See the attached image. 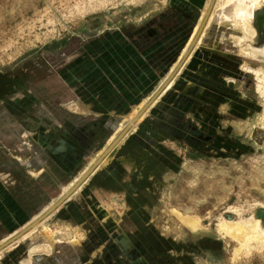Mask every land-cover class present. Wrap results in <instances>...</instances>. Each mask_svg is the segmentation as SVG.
<instances>
[{
    "label": "rangeland",
    "instance_id": "1",
    "mask_svg": "<svg viewBox=\"0 0 264 264\" xmlns=\"http://www.w3.org/2000/svg\"><path fill=\"white\" fill-rule=\"evenodd\" d=\"M17 1L0 0V133L3 136H15L17 144L21 147L22 141L26 139L25 135L29 136L27 127L30 124L37 125L43 122L55 126L59 123L63 125L83 124L86 121L85 118L78 117V114L73 113L75 110L78 112L74 104L78 101L74 91L80 86L76 72L79 73L81 70L83 75L88 72L91 53L95 51V41L97 39L114 32L125 33V30L134 32L133 35L136 36L135 27L138 26L143 29L149 25L156 28L157 16L162 12L174 11L172 7L180 4V0H19L18 3ZM236 1L238 5V0ZM244 1V4L249 3V0ZM204 2L206 3V0H194V6H196V9L199 8L197 19H199L204 8ZM69 4L73 6L71 10L80 9L81 12L71 21L68 20L60 24L59 28L51 30L55 32L52 35L53 37L47 38L45 35H41L38 37L39 39L35 37L31 41L29 38L27 40L26 38H20L15 42V46L10 44V41L5 40V36L8 37L13 27L19 25L25 16L27 19L33 20L32 15L35 14L33 10L38 14L40 13V15H46L47 12L49 14L45 18L47 21L50 18L60 17L56 13L62 10L61 7L65 8ZM236 4L234 0H220L216 13L220 12L222 15L221 12H224V15L228 14V16H222L228 18L230 13L236 12L233 7L238 10L239 6ZM75 5L77 6L74 7ZM226 11L227 13H225ZM259 13L264 16V8ZM53 14L55 15L53 16ZM220 14L219 16H221ZM233 14L231 15L233 16ZM254 15L255 13L252 19H256ZM221 17H218V20L213 19V23H210L208 31L202 38L201 45L217 50L216 53L209 51L208 53L213 54L210 55L211 57L219 58L220 63L223 64L221 74L224 75L225 79H221L224 86H221V89L218 87L220 91L212 88L215 87L213 85L215 83H212L211 87L208 88L214 91H208V95L211 94L210 96H214L216 99L220 98L222 107L215 109L213 105H209L208 108H204L203 118L208 114V119L201 126L198 124L200 120L197 118L201 110L199 111L195 107L192 108L190 111L193 118L192 122H189V133L186 137H182L180 131H177L176 136H173L174 139L168 143L164 142V144H167L166 146L156 144V208L153 214L156 218V235L162 240L158 248L163 255V263L165 264H264V243L260 245L261 247L259 245L249 246L246 253L251 251L252 255L250 254L248 257L249 253H247L244 255L243 260L239 261L237 255L233 254L236 244H233L226 235H222L223 233L226 234L225 231L218 229L221 224L224 227L225 221L227 223L225 225L233 226L232 224H238L241 217L242 220H249L260 209L264 212V124L262 126L261 123L257 122H261V118L264 116V107L256 94L255 77L241 69L245 63L251 68L264 67V62L255 58H244L239 54L242 44H239L237 39L238 37H244L245 32L241 27L233 28L229 22L225 21L227 23H224V19ZM164 19L165 23H169L166 17ZM249 19L251 20V18ZM262 19H258L260 23H263V26L260 31L257 27L259 33L257 39L250 42L255 47H259L264 42V17ZM250 20L246 18V23ZM259 22L257 25L260 24ZM188 24L191 23L188 21ZM250 26L253 31V26ZM37 29L41 32L43 30L40 27ZM220 76L215 78L218 82H221ZM83 79L85 78L83 77ZM230 79H234L233 82ZM14 104L19 106L14 112L15 115L7 110L9 106L13 107ZM160 106L156 107L158 112L161 110ZM218 110L220 113H217ZM252 156L256 157L254 161L250 158L246 159V157ZM200 157H211L210 159L213 158L216 161H225L223 163L224 173L230 178L225 176L218 180L210 171H208V174L200 173L199 167H195L192 173L180 172L182 163L186 159ZM31 159L32 161L28 158L29 163L27 164L32 166L26 168L28 171L40 168L48 170L49 163L46 161L44 163L38 162L39 159L34 156ZM18 166L21 168L20 165ZM49 176L56 178L53 175ZM48 179L42 178L32 182L36 184L33 186H39L43 189L52 187L47 195L39 199L41 207L46 205L45 201L54 199L52 197H55L59 191H56L54 185L58 179ZM161 182L168 196L163 198V201L161 199ZM172 186L174 188H171ZM171 208H176L184 215L201 218L202 226H204L203 230L208 229L209 231L198 234L190 233L177 221L176 217L169 214ZM51 223L50 221L49 224L51 225ZM42 228L19 243L21 247L17 249L18 255L19 253L24 255L32 245L40 244L45 240V232ZM62 228L66 229V227ZM234 229L233 231H236V228ZM6 233V230L0 224V241L4 239ZM74 235L76 241H72L71 244H78L82 238H86L84 234L82 237L79 232L62 233L57 239L60 242L56 239L52 241L53 251L46 258L56 259L57 252L65 250L66 248L63 249V245H66L65 243L70 240H74ZM256 247L260 250H257ZM169 250L171 252L167 253ZM256 250L261 253H257ZM9 252L7 250L2 254L0 262L12 259L17 255ZM68 254L71 256L73 252H68ZM42 257L43 255L30 257L28 254V258H26L32 261V259ZM61 258H63L62 255L58 257V259Z\"/></svg>",
    "mask_w": 264,
    "mask_h": 264
},
{
    "label": "crops",
    "instance_id": "2",
    "mask_svg": "<svg viewBox=\"0 0 264 264\" xmlns=\"http://www.w3.org/2000/svg\"><path fill=\"white\" fill-rule=\"evenodd\" d=\"M194 5V0H180V4L172 7L174 11L162 12L157 16L156 28L151 25L144 29L138 26L135 27L136 36L134 32L125 30V33H110L95 41L98 46L91 53L88 72L84 75L81 70L76 72L80 86L74 91L78 100L74 103L78 111L75 110V114L86 119L82 120L85 121L83 124H30L26 130L29 136L26 134V139L21 143L23 149L17 144L15 136H3L0 133V224L7 232L5 237L56 201L63 189L71 185V181L80 175L97 152L107 148L108 140L121 131L119 126L127 123L156 92L178 61L185 42L197 24L199 8L196 9ZM165 17L169 23H165ZM208 51L218 52L207 46L196 48L171 87L152 104L149 112L142 117L143 120H139L140 123L74 196L43 224L49 227L54 223L64 225L71 231L81 233L82 237L84 234L86 238L78 244H71L73 240L66 242L63 249L68 250L58 251L56 259L43 255L33 260L56 261L58 264L83 260L82 263L85 261L90 264L102 259L106 252H111V258L108 259L111 264L116 260L130 261L133 253L136 254L135 260L143 261L144 264L163 263V255L157 249L162 240L156 235V218L153 214L156 208V144L167 145L164 142L174 139L177 131L186 137L189 122L193 118L189 109L195 107L202 111L197 115L201 126L208 119L206 113L203 118L204 108L212 104L215 109L222 107V100L208 95V91L214 92L208 88L212 83H215L213 89L219 90L218 87L224 86L225 78L221 74L223 64L219 58L211 57ZM219 75L223 79L222 83L215 79ZM159 105L161 110L156 112ZM18 107L14 104L7 110L15 115ZM217 113H220L219 110ZM32 156L37 157L38 162L46 161L51 167L47 166L48 170L40 168L28 171L26 168L32 167L27 164L28 158L32 161ZM42 178L56 179L55 189L59 190L52 197L54 199H50L52 201H45L44 207L39 205V199L47 195L52 187L43 189L32 183ZM50 221L53 222L51 225ZM19 247L21 244L9 249V253L16 255ZM140 247L144 252L142 254L138 252ZM71 251L73 254L70 256L68 252ZM61 255L64 259H58Z\"/></svg>",
    "mask_w": 264,
    "mask_h": 264
},
{
    "label": "bare ground",
    "instance_id": "3",
    "mask_svg": "<svg viewBox=\"0 0 264 264\" xmlns=\"http://www.w3.org/2000/svg\"><path fill=\"white\" fill-rule=\"evenodd\" d=\"M19 1V0H18ZM17 1V3H18ZM50 1V0H48ZM55 1V0H54ZM65 1V0H64ZM77 1V0H75ZM79 1V0H78ZM86 1V0H85ZM97 1V0H96ZM118 1V0H117ZM210 1L211 0H206V3L204 5V8L203 10L201 11V14H200V17L197 21V24L195 25L192 33L190 34V36L188 37V40L187 42H185V46L183 47L182 49V52L180 53L179 55V59H177L178 61L175 63V65L173 67H171V71L169 72V75L167 76V78H165L164 82L159 86V88L156 90V92L162 87L164 86V84L166 83V81L168 80L170 74H172V72H174V70L176 69V67L178 66L180 60H182V58L184 57V55L186 54L188 48L191 46L192 42L195 40L196 36H197V33H198V30L201 26V23L204 19V16L206 15V12L208 10V7H209V4H210ZM232 1V0H231ZM235 1V4L237 3L236 0ZM242 1V2H240ZM244 0H238V10L236 8V10L234 9L233 7V10L236 11V12H232L230 13L228 11V13H230V16L228 18H234L233 19H228V18H224L225 16L227 17L228 14L224 15V12H221L223 13L222 15H224V17L219 13H216V10H218V6L220 5V0H216V3H215V6L209 16V19L207 21V24H206V27L204 28V30L202 31V35L200 36V38H198V42L196 43V46L194 48V50L190 53V56H188V59L192 56V54L194 53V51L196 50V48H199V47H202V38H203V35L206 33L210 23L213 21V19H217L218 20V17L220 18H223L224 19V23H227L229 22L230 25L233 27V28H239L241 27L243 29V31L245 32V36L244 37H238V42L239 44H242L240 46V53L244 58L245 57H249V58H255V59H258V60H262V62H264V42L261 43V45L259 47H255V46H252L250 44L251 41H255L259 35L258 31H257V27L259 28V31L260 29L262 28V24L263 23H260L258 21L259 18H261V20H263L262 18L264 17L262 13H259L262 8H264V0H249V3H243ZM63 2V1H62ZM91 2V1H90ZM98 2H102V1H98ZM104 2V1H103ZM108 2V1H107ZM112 2V1H111ZM230 2V1H229ZM245 2V1H244ZM61 3V1H60ZM76 3V2H75ZM83 3V1H82ZM81 3V4H82ZM86 3V2H85ZM88 3V2H87ZM105 3V2H104ZM113 3V2H112ZM117 3V2H116ZM136 3V2H135ZM193 3V2H192ZM234 3V2H233ZM243 3V4H242ZM89 4V3H88ZM101 4V3H100ZM118 4V3H117ZM121 4V3H120ZM128 4V3H127ZM12 5H14L12 3ZM53 5V4H52ZM65 5V4H64ZM79 5V4H78ZM87 5V4H86ZM99 5V4H98ZM106 5V3H105ZM112 5V4H111ZM116 5V4H115ZM115 5H113L115 7ZM124 5V4H122ZM230 5V4H229ZM36 6V5H35ZM47 6V5H46ZM77 5H75L74 7H76ZM81 6V5H80ZM84 6V5H83ZM97 6V5H96ZM104 6V4H103ZM82 7V6H81ZM98 7V6H97ZM96 7V8H97ZM101 7V6H100ZM13 8V7H12ZM11 8V9H12ZM73 8V6L71 4L69 5H66L65 8H62V10H59V12L56 13L57 16H60V17H56V18H53V19H49V20H45V18L49 15L47 14V12L45 13L46 15H40V13L38 14L35 10L34 13L32 15L33 17V20H29L26 18V16L23 18L22 22L19 24V25H16L13 27V29L11 30V33L10 35L7 37L5 36V40L7 42L10 41V44L14 45L15 46V42L17 40H20V38L22 39H25L26 40L29 38V40H33L35 37L38 38L40 37L41 35H45L47 38L54 35L55 32H52L51 30H55L56 28H59L60 27V24L62 23H65L67 22L68 20L71 21V19L75 18L76 16H78L79 11L78 9L76 10H71ZM78 8V7H77ZM95 8V9H96ZM119 8V6H118ZM48 9V8H47ZM64 9V10H63ZM231 9V8H230ZM53 10V9H52ZM71 10V11H70ZM87 10V8H86ZM90 10V9H89ZM93 10V8H92ZM109 10V9H108ZM50 11V10H49ZM113 11V10H112ZM223 11V9H222ZM227 11L225 13H227ZM86 12V11H85ZM88 12V11H87ZM86 12V13H87ZM50 13V12H48ZM235 15H234V14ZM255 13V17L256 19H252V16L253 14ZM1 14V13H0ZM219 14L221 16H219ZM233 14V16L231 15ZM55 14H53L54 16ZM107 15V14H106ZM6 16V15H5ZM81 16V15H80ZM22 18V17H21ZM80 18V17H79ZM82 18V17H81ZM246 18L247 20H250L249 18H251L250 21H248V23H246ZM20 19V18H18ZM83 19V18H82ZM81 19V20H82ZM87 19V18H86ZM109 19V18H108ZM226 19V20H225ZM228 19V20H227ZM231 20V21H229ZM253 20L255 21L253 23ZM260 20V21H261ZM222 21V20H221ZM220 21V22H221ZM227 21V22H225ZM84 22V21H83ZM258 22L260 23L259 25ZM79 23V22H78ZM81 23V22H80ZM213 23V22H212ZM39 24V25H38ZM79 25V24H78ZM253 26L254 30L252 31L251 30V26ZM38 27L42 28V32L37 29ZM64 28V27H63ZM73 28V27H72ZM37 29V30H36ZM62 29V28H61ZM65 31V30H64ZM74 31V30H73ZM262 31V30H261ZM62 32V30H61ZM80 32V31H79ZM85 32V31H84ZM263 34V33H262ZM60 35V34H59ZM44 36V37H45ZM53 37V36H52ZM61 37V36H60ZM256 37V38H255ZM43 38V37H42ZM41 38V40H42ZM51 38V37H50ZM39 39V38H38ZM255 39V40H254ZM28 40V41H29ZM235 40V39H234ZM27 41V42H28ZM43 41V40H42ZM41 41V42H42ZM35 42V41H34ZM50 42V41H49ZM245 42V44H244ZM246 42H249L248 44ZM33 43V42H31ZM234 43V42H233ZM255 43V42H253ZM2 46V45H1ZM28 47V46H27ZM32 47V46H30ZM151 48V47H150ZM210 48V47H209ZM262 48V49H261ZM211 49V48H210ZM237 54V53H235ZM212 56V55H211ZM197 57V56H196ZM195 57V58H196ZM198 58V57H197ZM186 59V61L188 60ZM9 60V59H8ZM170 62V61H169ZM199 62V61H198ZM223 62V61H222ZM173 63V62H172ZM200 63V62H199ZM198 63V64H199ZM209 64V63H208ZM195 65V64H194ZM3 67V66H2ZM6 67V66H5ZM220 67V66H219ZM237 68V67H236ZM170 69V68H169ZM197 69V68H195ZM242 71L244 72H247V73H251L254 77H255V80H256V94L260 100V102L263 104V107H264V67L263 66H259V67H256V68H251L249 65H247L246 63L242 65ZM185 71V70H184ZM225 71V70H224ZM230 71V70H229ZM214 72V71H213ZM186 73V72H185ZM225 73V72H224ZM237 73V72H236ZM190 74V73H189ZM219 74V73H218ZM179 75V74H178ZM227 75V73H226ZM229 75V74H228ZM230 76V75H229ZM203 78V77H202ZM212 78V77H211ZM180 79V78H179ZM197 79V78H196ZM214 79V78H213ZM162 80V81H163ZM234 79H230L231 82H233ZM204 81V80H203ZM173 82V81H172ZM172 82L170 81L168 84H167V88H170L171 87V84ZM178 82V81H177ZM191 83V82H190ZM211 84V83H210ZM158 85V84H157ZM240 85V84H239ZM176 86V85H175ZM203 86V84H202ZM178 87V86H177ZM142 88V87H141ZM174 88V87H173ZM224 88V87H223ZM178 89V88H177ZM184 89V88H183ZM221 89V87H220ZM240 89V88H239ZM220 91V90H219ZM232 91V90H231ZM154 92V91H153ZM155 92V93H156ZM155 93H153L152 96L155 95ZM224 93V92H223ZM232 93V92H231ZM230 93V94H231ZM205 94V92H204ZM172 95V94H170ZM177 95V94H176ZM181 95V94H180ZM211 95V94H210ZM215 95V94H214ZM152 96L147 100L145 101L141 106L139 104V109L137 110L136 108V113L135 115L132 116V118H129L128 122L127 123H123L122 125L119 126L120 128V132L117 134V135H113L109 140L108 142L106 143L108 146L113 142V140H115L117 138V136L122 132V130H124V128L126 127L127 124H129L136 116L137 114L144 108V106L151 100ZM174 96V95H173ZM206 96V95H205ZM216 96V95H215ZM252 96V95H251ZM255 96V95H254ZM169 97V96H168ZM214 97V96H213ZM226 97V96H225ZM230 97V96H229ZM160 98V97H159ZM158 98V99H159ZM162 98V97H161ZM203 98V97H202ZM201 98V99H202ZM157 99V100H158ZM173 99V98H172ZM206 99V98H205ZM155 100V101H157ZM215 100V99H214ZM218 100V99H217ZM171 101V100H170ZM208 101V100H207ZM164 102V101H163ZM156 102H154L155 104ZM171 103V102H170ZM209 103V102H208ZM217 103V102H216ZM222 104V103H221ZM185 105V104H184ZM208 105V104H207ZM213 105V104H212ZM80 106V105H79ZM152 106V105H151ZM151 106L149 108H151ZM193 106V105H192ZM204 106V105H203ZM217 106V105H215ZM154 107V106H153ZM172 107V106H171ZM224 107V106H223ZM67 108V107H66ZM148 108V109H149ZM177 108V107H176ZM190 108V107H189ZM217 108V107H216ZM148 109L143 113V115L138 119V121L136 122V124H134V126L130 129V131L126 134V136L132 131V129L137 125V123L139 122L140 119H142V117L144 116V114L148 111ZM179 109V108H178ZM181 109V108H180ZM186 109V108H185ZM156 110V109H155ZM199 110V109H197ZM85 111V110H83ZM154 111V110H153ZM157 111V110H156ZM190 111V109H189ZM224 111V110H223ZM70 112V111H69ZM149 112V111H148ZM167 112V111H166ZM182 112V111H181ZM202 112V111H201ZM200 112V113H201ZM75 113V112H74ZM258 114V113H257ZM130 115V114H129ZM194 115V114H193ZM149 116V115H148ZM121 118V117H120ZM249 118V117H248ZM237 119V118H236ZM125 120V119H123ZM122 120V121H123ZM143 120V119H142ZM231 120V119H230ZM127 121V120H126ZM162 121V120H161ZM234 121V120H233ZM259 123L264 124V116L261 118V122L260 121H257ZM140 123V122H139ZM233 123V122H232ZM250 123V122H249ZM236 124V123H235ZM47 125V124H45ZM241 125V124H240ZM48 126V125H47ZM241 127V126H240ZM209 128V127H208ZM242 128V127H241ZM249 128V127H248ZM51 129V128H50ZM250 129V128H249ZM161 130V129H160ZM264 130V129H263ZM48 131V130H47ZM230 131V130H229ZM228 131V132H229ZM164 132V131H163ZM233 132V131H232ZM243 132V131H242ZM25 133V132H24ZM116 133V132H115ZM210 133V132H209ZM248 133V132H247ZM29 134V133H28ZM145 135V134H144ZM244 135V134H243ZM250 135V134H249ZM125 136V137H126ZM125 137L123 139H125ZM222 137V136H221ZM231 137V136H230ZM204 138V137H203ZM212 138V137H211ZM224 138V137H223ZM123 139L117 144V146L123 141ZM231 139V138H230ZM196 140V139H195ZM203 141V140H202ZM218 141V140H217ZM219 142V141H218ZM223 142V141H222ZM236 142V141H235ZM50 143V142H49ZM168 143V142H166ZM175 143V142H174ZM185 143V142H184ZM224 143V142H223ZM256 143V142H255ZM104 144V146L106 145ZM139 144V143H138ZM187 144V143H186ZM217 144V143H216ZM247 144V143H246ZM205 145V144H204ZM231 145V144H230ZM13 146V145H12ZM107 146V147H108ZM116 146V147H117ZM166 146V145H165ZM176 146V145H175ZM233 146V145H232ZM252 146V145H251ZM102 147V146H101ZM115 147V148H116ZM134 147V146H133ZM206 147V146H205ZM219 147V146H218ZM224 147V146H223ZM231 147V146H230ZM114 148V149H115ZM139 148V147H138ZM154 148V147H153ZM158 149L160 147H157ZM202 148V147H201ZM228 148V147H227ZM113 149V150H114ZM128 149V148H126ZM149 149V148H148ZM204 149V148H202ZM104 150V149H103ZM100 150L99 152H97V154L92 158V163L90 162L88 164L87 167H85V169L83 171H81L80 175H77L72 181H71V185L70 186H67L66 189L64 188L63 189V193L61 194V196L56 200L54 201L52 204L50 203L49 207L45 210V211H41L42 213H39V215L37 217H35L33 220L31 219V221L27 222L25 225H23L22 227L18 228L17 230L11 232L8 236H6L2 241H0V245L4 244L5 242H7L9 239H11L12 237H14L16 234L20 233V232H23V230H25V228H27L30 224H32V222L38 220L40 218V216H42L47 210H49L52 206H54L65 194H67L71 188L80 180V178L94 165V163L98 160V158H100V156L103 154V152L106 150ZM112 150V151H113ZM162 150V149H160ZM185 150V149H184ZM188 150V149H187ZM242 150V149H241ZM43 151V150H42ZM111 151V152H112ZM172 151V150H171ZM181 151V150H180ZM190 151V150H189ZM205 151V150H204ZM226 151V150H225ZM237 151V150H236ZM96 152V151H95ZM111 152L108 154L107 157L104 158V160H102V162H100V164H98V166L96 167L95 171L100 167L101 164H103L107 158L109 157V155L111 154ZM140 152V151H139ZM165 152V151H164ZM239 152V151H238ZM243 152V151H242ZM245 152V151H244ZM166 153V152H165ZM227 153V152H226ZM247 153V152H246ZM255 153V152H254ZM167 154V153H166ZM200 154V153H199ZM210 154V153H209ZM208 154V155H209ZM220 154V153H219ZM239 154V153H238ZM250 154V153H249ZM131 155V154H130ZM177 155V154H176ZM251 155V154H250ZM184 156V155H183ZM202 156V155H201ZM211 156V155H210ZM261 156V155H260ZM84 157V156H83ZM216 157V156H215ZM158 158V157H157ZM180 158V157H179ZM211 158V157H210ZM210 158H207V157H200V158H191V159H186L183 163H182V168H181V171L180 172H188V173H192V171L194 170L195 167H199L200 168V173H206L208 174V171H210V173L213 175H215V177L218 178V180H220L222 177H229L227 175H225L224 173V162L225 161H216L215 159L213 160L210 159ZM237 158V156H236ZM247 158H250L252 161H254L256 159V157L252 156V157H246ZM183 159V158H182ZM113 160V159H112ZM176 160V159H175ZM223 160V159H222ZM240 161V160H239ZM82 162V161H81ZM86 162V161H85ZM110 162V161H109ZM168 163V162H167ZM172 163V162H171ZM208 164V165H207ZM118 165V164H116ZM248 165V164H247ZM164 166V165H163ZM169 166V165H168ZM116 167V166H115ZM119 167V166H118ZM117 167V168H118ZM171 167V166H170ZM174 167V166H173ZM183 170V171H182ZM94 171V172H95ZM93 172V173H94ZM128 174V173H127ZM172 175H175L174 173H171ZM210 174V175H211ZM219 175V177H218ZM172 177V176H171ZM4 178V177H3ZM108 178V177H107ZM111 178V177H110ZM230 178V177H229ZM90 179V178H89ZM88 180V179H87ZM86 180V181H87ZM105 180V179H104ZM130 181V180H129ZM179 181V180H178ZM89 182V181H88ZM85 183V182H84ZM116 183V182H115ZM120 183V182H119ZM125 183V182H124ZM112 184V183H111ZM161 199L162 201L164 200L163 198H167V194L165 193V188H164V185L163 183L161 182ZM181 184V183H180ZM185 184V183H184ZM3 185V184H2ZM83 185V184H82ZM128 185V184H127ZM117 186V185H116ZM64 187V186H63ZM82 187V186H81ZM80 187V188H81ZM115 187V186H114ZM177 187V186H176ZM181 187V186H180ZM192 187V186H191ZM79 188V189H80ZM144 188V187H143ZM171 188H174V186H172ZM78 189V190H79ZM92 189V188H91ZM176 189V188H175ZM184 189V188H183ZM77 190V191H78ZM185 190V189H184ZM206 190V189H205ZM76 191V192H77ZM82 191V190H81ZM99 191V190H98ZM104 191V190H102ZM134 191V190H133ZM76 192L70 194V196H68V199L73 195L75 194ZM101 192V191H100ZM121 193V192H120ZM79 194V193H78ZM96 194V193H95ZM126 194V193H124ZM142 194V193H141ZM94 195V194H93ZM103 195V194H102ZM74 196V195H73ZM99 196V195H98ZM97 196V197H98ZM139 196V195H138ZM203 196V195H202ZM110 198V197H109ZM106 199V198H105ZM124 199V198H123ZM128 199V198H127ZM175 200V199H174ZM82 201V200H81ZM125 203V202H124ZM75 204V203H74ZM117 204V203H116ZM115 204V205H116ZM191 204V203H190ZM106 205V204H105ZM255 205V204H254ZM112 206V205H111ZM118 206V205H117ZM47 207V206H46ZM164 207V206H163ZM61 208V206L57 209L59 210ZM70 208V206H69ZM125 208V207H124ZM104 209V208H103ZM44 210V209H43ZM56 210V211H57ZM54 211V215H55V212ZM150 211V210H149ZM236 211V210H235ZM65 212V211H64ZM71 212V211H70ZM92 213V212H90ZM236 214H238L237 212H235ZM77 214V213H76ZM170 215L176 217L177 221L185 228L187 229L190 233H193V234H198V233H201V232H208L209 230L208 229H204L203 230V227L202 226V219L199 218V217H194V216H190V215H184L182 214L180 211H178L176 208H171L170 210ZM71 215V214H70ZM52 215H50L49 217H47L43 222H41L40 224H36L33 228H31L28 232H25L23 233V235L20 237V238H17V240L15 242H13L12 244H10L8 247L4 248L3 250L0 251V257L2 256V254L4 252H6L7 250L11 249V248H14L16 245H18L19 243H21L22 241L26 240L29 238V236L36 232L37 230H40L42 227V229L44 230L43 232L44 233V241L41 242L40 244H36V245H32L31 248L29 249L28 253H29V256L32 257V256H35V255H45V256H49L50 253L53 251V242L54 239H58L59 236L62 235V233H65V232H77V231H69L67 228V226H60V225H57L56 223L54 225H52L51 227L49 226H46L45 225L43 226L44 222L48 220V218H50ZM254 217H252L251 219H243L242 220V217L240 218L241 220L238 222V224H232L233 226L231 225H225L224 221H222L224 224V227L222 226V224L220 225L219 223V227L218 229L221 231H225L226 234H222V235H226L227 238L231 239V241L233 242V244L235 243L236 246H235V249L233 250V254L234 255H237L236 257H238L239 261L243 260V258L245 257L244 255L249 253V251L246 253V251L248 250L247 248L249 246H260L262 243H264V212L261 211H257L254 215ZM62 217V216H61ZM240 217V216H238ZM73 218V217H72ZM222 218V217H221ZM135 219V218H134ZM138 219V218H137ZM141 219V218H140ZM149 219V218H148ZM57 220V219H56ZM152 220V219H151ZM62 221V220H61ZM74 221V220H73ZM220 221V220H219ZM263 223H262V222ZM48 222V221H47ZM118 222V221H117ZM120 222V221H119ZM232 222V221H231ZM23 223V222H22ZM53 223V222H52ZM58 223V222H57ZM63 224V223H62ZM65 224V223H64ZM70 224V222H69ZM227 224V223H226ZM85 225V223H84ZM145 225V224H144ZM42 226V227H40ZM83 226V225H82ZM136 226V225H135ZM62 227H66V229H63ZM236 228V231H233L235 230L234 228ZM178 228V227H177ZM206 228V227H205ZM86 229V228H85ZM163 229V228H162ZM207 230V231H206ZM167 231V230H166ZM157 232V231H156ZM159 232V231H158ZM132 233V232H131ZM237 233H240V234H237ZM258 233V234H257ZM106 234V233H105ZM230 234H233V235H230ZM38 235V234H37ZM129 235V234H128ZM132 235V234H131ZM145 236V235H144ZM179 236V235H178ZM143 237V236H142ZM37 238V237H36ZM75 235H74V240H75ZM146 238V237H145ZM83 239V238H82ZM136 239V237H135ZM154 239V238H153ZM73 240V241H74ZM100 240V239H99ZM132 240V239H131ZM58 242H60L59 240H57ZM76 241V240H75ZM153 241V240H152ZM159 241V240H157ZM132 242V241H131ZM102 243V242H101ZM153 243V242H152ZM127 244V243H126ZM131 244V243H130ZM157 244V243H156ZM178 244V243H177ZM123 245V244H122ZM214 245V244H213ZM211 246V245H210ZM261 247V246H260ZM257 248V247H256ZM81 249V248H80ZM184 249V248H183ZM201 249V248H200ZM211 249H213L211 247ZM142 250V249H141ZM164 250V249H163ZM257 250H260L257 248ZM256 250V252H257ZM263 250V249H262ZM75 251V250H74ZM103 251V250H102ZM183 251V250H182ZM253 251V250H252ZM255 251V250H254ZM121 252V251H120ZM259 252V251H258ZM257 252V253H258ZM144 253V252H143ZM255 253V252H254ZM253 253V254H254ZM261 253V252H259ZM142 254V252H141ZM232 254V256L234 257V255ZM252 255V252L250 251V253L248 254V257L249 255ZM231 256V257H232ZM232 257V258H233ZM28 258V257H27ZM26 259V261H30L29 259ZM251 258V257H250ZM32 259V258H31ZM235 259V258H234ZM1 260V259H0ZM33 260V259H32ZM245 260V259H244ZM247 260V259H246ZM92 261V260H91ZM232 261V259H231ZM239 261L237 260V262L239 263ZM32 262V261H31ZM36 262V261H35ZM42 262V261H41ZM152 262V261H151ZM167 262V261H166ZM233 262V261H232ZM235 263V262H234ZM49 264V263H48Z\"/></svg>",
    "mask_w": 264,
    "mask_h": 264
},
{
    "label": "water",
    "instance_id": "4",
    "mask_svg": "<svg viewBox=\"0 0 264 264\" xmlns=\"http://www.w3.org/2000/svg\"><path fill=\"white\" fill-rule=\"evenodd\" d=\"M215 3H216V0L210 1L208 10L206 12V15L204 16V19L201 23V26L198 30V33H197L195 40L192 42L191 46L188 48V50H187L186 54L184 55V57L182 58V60H180L178 66L176 67L174 72H172V74H170V76H169L168 80L166 81V83L164 84V86H162L155 93V95L152 96L151 100L144 106V108L137 114V116L129 124L126 125L124 130H122V132L117 136V138L115 140H113V142L106 148V150L103 152V154L100 156V158H98V160L94 163V165L80 178V180L71 188V190L67 194H65L54 206H52L42 216H40V218L38 220L32 222V224H30L27 228H25V230H23V232L16 234L14 237L9 239L7 242L0 245V251L3 250L4 248L8 247L13 242H15L17 240V238H20L23 235V233L28 232L36 224H40L41 222H43L47 217L52 215L54 213V211H56L60 206L62 207L66 203V201L68 200V196H70V194L76 192L82 186V184H84V182H86V180L89 179L93 175V172L95 171L98 164H100V162H102V160H104V158L107 157L108 154L117 146V144L126 136V134L134 126V124H136L138 119L155 102V100H157L166 91L167 84L170 81L172 82L175 79L176 75L179 73V71L181 70L183 65L186 63V59H188V56H190V53L194 50L196 43L198 42V38H200V36L202 35V31L206 27L207 21H208L209 16H210V14H211L214 6H215Z\"/></svg>",
    "mask_w": 264,
    "mask_h": 264
},
{
    "label": "flooded vegetation",
    "instance_id": "5",
    "mask_svg": "<svg viewBox=\"0 0 264 264\" xmlns=\"http://www.w3.org/2000/svg\"><path fill=\"white\" fill-rule=\"evenodd\" d=\"M141 249H140V251H138L139 254H141V252L143 253V250H141ZM157 249H159V248H157ZM111 254H112L111 252H106V254L104 255V257L102 259L94 260L90 264H111L108 262V259L111 258ZM25 256H28V255H25V253H24V255L22 253H20L19 255L14 256V258H12V259H6V260L1 261L0 264H48V263L49 264H58L56 261H49V262L47 261L48 263L46 261L41 262V260H33L32 262L26 261ZM135 256H136V254L133 253V254H131L132 259L130 261H128V260H126V261L116 260L112 264H144L143 261L142 262L136 261ZM82 262H83V260L79 261V262L73 261V262H69V263L70 264H80ZM82 264H86L85 261ZM156 264H161V263L158 262Z\"/></svg>",
    "mask_w": 264,
    "mask_h": 264
}]
</instances>
